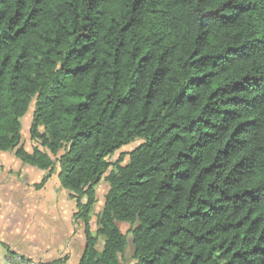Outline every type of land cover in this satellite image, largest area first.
Returning <instances> with one entry per match:
<instances>
[{"label":"trees","instance_id":"1","mask_svg":"<svg viewBox=\"0 0 264 264\" xmlns=\"http://www.w3.org/2000/svg\"><path fill=\"white\" fill-rule=\"evenodd\" d=\"M12 150L48 171L38 187L59 166L80 264H264V0H0Z\"/></svg>","mask_w":264,"mask_h":264},{"label":"crops","instance_id":"2","mask_svg":"<svg viewBox=\"0 0 264 264\" xmlns=\"http://www.w3.org/2000/svg\"><path fill=\"white\" fill-rule=\"evenodd\" d=\"M47 173L24 163L16 150L0 151L1 243L47 264L59 259L80 264L86 236L74 218L76 200L62 186L59 171L38 187Z\"/></svg>","mask_w":264,"mask_h":264},{"label":"rangeland","instance_id":"3","mask_svg":"<svg viewBox=\"0 0 264 264\" xmlns=\"http://www.w3.org/2000/svg\"><path fill=\"white\" fill-rule=\"evenodd\" d=\"M33 113H34V102L32 103L29 111L27 114L22 118V142L21 146H23L27 151L31 152L35 146H37V143L32 140L31 138V124H32V119H33ZM142 143L141 140H137L129 145H126L122 147L120 150H118L110 159V161L115 162L123 158L122 164H125L129 160V153L133 151L138 145ZM13 153V152H12ZM56 173L59 171V166L57 165L54 169ZM55 173V174H56ZM109 190V184L103 179L101 183L97 186V202L94 208V218L92 222V228L93 230L96 229V222H97V217L96 214L101 211L104 205L105 201V195ZM120 227L122 231L126 234H128V245L126 249V253L124 256L125 262H130L132 263V254H133V245H132V236L128 232L129 230V225L128 224H120ZM8 247L1 243V250L2 252H5Z\"/></svg>","mask_w":264,"mask_h":264},{"label":"built area","instance_id":"4","mask_svg":"<svg viewBox=\"0 0 264 264\" xmlns=\"http://www.w3.org/2000/svg\"><path fill=\"white\" fill-rule=\"evenodd\" d=\"M0 264H46L40 260L31 258L23 253L14 251L8 247L5 252L1 250L0 240Z\"/></svg>","mask_w":264,"mask_h":264}]
</instances>
